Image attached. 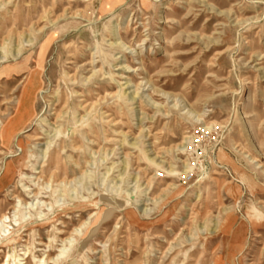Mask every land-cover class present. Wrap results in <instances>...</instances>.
<instances>
[{"label":"rangeland","instance_id":"rangeland-1","mask_svg":"<svg viewBox=\"0 0 264 264\" xmlns=\"http://www.w3.org/2000/svg\"><path fill=\"white\" fill-rule=\"evenodd\" d=\"M2 214L48 264H264V0H0Z\"/></svg>","mask_w":264,"mask_h":264},{"label":"bare ground","instance_id":"bare-ground-1","mask_svg":"<svg viewBox=\"0 0 264 264\" xmlns=\"http://www.w3.org/2000/svg\"><path fill=\"white\" fill-rule=\"evenodd\" d=\"M43 10V9H42ZM77 10V9H76ZM71 13V12H70ZM69 13V14H70ZM43 14V13H42ZM62 16V15H61ZM71 16V15H70ZM75 16V15H74ZM60 17V16H59ZM58 18V17H57ZM56 20V19H55ZM53 21H54V19H53ZM52 23V22H51ZM29 31V30H28ZM132 99L133 98H135V96H132L131 97ZM45 152V151H44ZM36 173H38V172H36ZM19 174H21V172H19ZM25 176V175H24ZM37 179V178H36ZM25 187V186H24ZM16 198V197H15ZM18 198V197H17ZM22 200V199H21ZM17 202H20V201H17ZM27 203H29V204H27L29 207H33L35 204H33V203H30V202H27ZM25 204V203H24ZM26 205V204H25ZM15 206V205H14ZM18 207V206H17ZM17 210V209H16ZM37 214L38 215H42V213L41 212H37ZM22 218H24V217H22ZM15 222L17 221V220H14ZM41 221V220H40ZM9 222V217L6 215V214H2V215H0V252H2V248H10L11 247V254H6V256L4 257L5 259H4V261H0V264H9V261H10V259L13 261V264H19V261H21V260H25L27 257H28V255H26L28 252H30V254H31V260L33 261V262H35L34 264H48L49 263V261H53L54 262V260L56 259V257H57V255H55V257H48V255H46L45 257H39V258H37L34 254H33V252L32 251H30L29 249L28 250H26L24 253H22V254H18V255H16L15 254V247H14V244L16 243V241L20 238L18 235H17V232L20 230V228H21V224H18L17 225V227L16 228H14V227H12V231H10L9 232V230H7L8 229V223ZM226 223V222H225ZM82 225H84V224H81V225H79V227H77V228H74L73 230H71V232H68L69 233V235L67 236V237H64V238H62L60 241H61V243H65V242H67V243H70L71 242V239H72V234H74V233H77L78 231H79V229L81 228V226ZM232 227V226H231ZM55 231H57V229L55 230ZM231 230L230 229H228L227 227L224 229V231H223V235L225 234L226 235V233H228L229 234V232H230ZM236 231V230H235ZM34 232V231H33ZM214 233L212 234V236H215L216 235V233H215V231H213ZM221 232V231H220ZM230 235V234H229ZM28 237V236H27ZM241 237V236H240ZM76 241V240H75ZM26 248V247H25ZM201 250H202V248H201ZM183 252V251H182ZM199 253V252H198ZM228 253V252H227ZM183 254V253H182ZM229 254V253H228ZM232 254V253H231ZM24 255H26V257L25 258H23V259H19V256H24ZM44 255V254H43ZM42 255V256H43ZM199 255V254H198ZM226 256V255H225ZM232 256V255H231ZM29 258V257H28ZM184 258H185V256H184ZM230 259V258H229ZM172 260V259H171ZM225 261V260H224ZM229 262H231V261H229ZM181 263V262H180ZM21 264H29V262L28 261H24L23 263H21ZM183 264V263H182ZM214 264V263H213Z\"/></svg>","mask_w":264,"mask_h":264}]
</instances>
